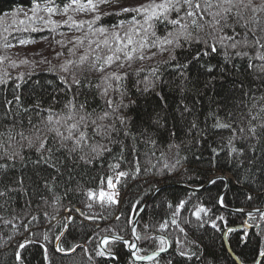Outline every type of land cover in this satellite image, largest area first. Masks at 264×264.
<instances>
[{"label":"trees","instance_id":"16d2710c","mask_svg":"<svg viewBox=\"0 0 264 264\" xmlns=\"http://www.w3.org/2000/svg\"><path fill=\"white\" fill-rule=\"evenodd\" d=\"M70 1L35 4L61 8ZM33 3L0 0V17ZM236 3L214 9L232 41L207 43L192 32L170 58L133 63L119 79L107 70L92 74L104 52L98 45L80 64L74 58L53 70L55 60L46 58V68L28 72L25 62L0 71V264H117L100 252L98 239L129 237L140 205L161 184L135 233L140 255L167 242L169 248L136 262L124 243L108 241L105 248L122 264H237L224 232L242 264L256 263L264 212L232 213L217 203L225 188L224 206L264 208V11ZM135 17L107 14L98 22L111 27ZM166 26L154 23L159 32ZM68 118L74 120L66 131ZM118 173L119 207L91 202L88 193L107 189ZM217 174L227 185L216 178L201 187Z\"/></svg>","mask_w":264,"mask_h":264},{"label":"rangeland","instance_id":"374dc122","mask_svg":"<svg viewBox=\"0 0 264 264\" xmlns=\"http://www.w3.org/2000/svg\"><path fill=\"white\" fill-rule=\"evenodd\" d=\"M233 1L230 7L237 5L236 2L240 3V0ZM244 1L246 2L244 7L264 11V0H242ZM162 2L163 0H92V4H89L88 1L79 0L78 4L72 1L65 4L68 5L67 11L65 5L55 8L46 4H35L37 6L35 12L33 6L14 9L0 17V32L4 30L0 33V60L3 62L0 71L6 73L8 70L19 69L25 62L27 65L23 69L28 72L41 67L46 68L44 66L46 58L55 60L52 63L53 70L74 58H78L77 63L80 64L85 54L89 52L87 49L92 48V45L93 47L98 45L104 48V52L99 53V61L92 67V74L100 75L102 74L100 71L107 70L104 75L117 78L133 63L144 64L152 59L161 61L170 58L176 46L192 32L200 31L207 43L217 40L227 44L229 38H232L221 32V15L214 12L216 8L220 10L224 8L225 3L222 0H192L193 5L196 3L201 5L200 10L192 17L186 15L190 9L183 4V0H180L175 7L169 8L167 13L159 17L152 16L154 11L152 6ZM48 8H52L53 11L49 13ZM125 8L133 10L127 11L132 17L136 16L133 22L128 21L127 24L111 27H104L98 22L103 15L127 13L122 11ZM148 17L152 18L148 19ZM156 19L166 23L165 32H159L154 27ZM193 19L197 20L195 25L192 23ZM172 20H178L179 23L172 24ZM5 31H7L6 36L2 38ZM21 40L27 43L21 44ZM109 56L113 59L111 63H106ZM137 68L138 66L133 65L130 69L139 70ZM68 120L69 123L66 121L63 123L66 131L72 127L74 119L68 118ZM62 135L68 138V132ZM119 176L120 173L111 178L112 186L108 183L107 189L89 192V200L91 202L97 199L104 200L114 203L118 208L123 197V191L120 192L117 183ZM196 225L192 223V226ZM261 254L264 255L263 250L260 251L258 258Z\"/></svg>","mask_w":264,"mask_h":264},{"label":"water","instance_id":"95a60500","mask_svg":"<svg viewBox=\"0 0 264 264\" xmlns=\"http://www.w3.org/2000/svg\"><path fill=\"white\" fill-rule=\"evenodd\" d=\"M216 178H223L226 181V185H227V182H228L227 177L225 175L217 174V175H215L213 177H210L207 180L206 184H204L201 187H205L207 184H209L211 181H213ZM178 185L183 186V187H187L189 189H200L201 188V187H191V186H188V185H185V184H181V183L178 184ZM163 186H164V184H161V185L157 186L151 192V194L145 199V201L143 202V204L137 210L136 214L133 217L132 223H131V227H130V237H124V236L114 235V234H106V235H102L99 238L98 243H99L100 251L102 253H104L108 258L113 259L117 264H122V262L120 261L119 257L117 256V254L114 251L108 250V249L105 248V246H104L105 241L118 240V241H120L122 243H125L126 244V249L130 253H132V257L137 262H146V261H148V260L156 257L157 255L161 254L162 252L166 251L169 248V243L167 242V246L165 248H163V251H160V249H161L160 248V249H157V250H153V251H151V252H149V253H147L145 255H140L139 256V255H136L135 254L136 249H137V238H136V234H135L136 224H137V222L139 220V217H140L141 213L143 212L144 208L147 206V204L150 201V199ZM224 189H223V191H224ZM223 191L221 192V194L218 196V199H217L219 206H221V208L223 210L228 211V212H232V213L245 214V215H248V214H251V213L264 212V208L241 209V208H232V207L223 206L221 204V200H220L221 197H222ZM245 226L246 227H249V225H247V224ZM223 238H224V242H225L226 248H227L228 252L230 253V255L232 256V258L236 261L237 264H242L240 262V260L235 256V254L229 248V245H228V243L226 241V232H224ZM71 251H73V250H71ZM71 251H69V252H71ZM261 256H262V254L260 255V257ZM256 264H257V262H256Z\"/></svg>","mask_w":264,"mask_h":264},{"label":"snow or ice","instance_id":"6c2138e0","mask_svg":"<svg viewBox=\"0 0 264 264\" xmlns=\"http://www.w3.org/2000/svg\"><path fill=\"white\" fill-rule=\"evenodd\" d=\"M88 2H89V4H92V0H88ZM222 2L223 3H226V4H229V5H231L232 4V0H222ZM72 3H76V4H78L79 3V0H72ZM180 3V0H163V2L162 3H160V4H158V5H154V6H152L153 8H154V11L152 12V16H154V17H159L161 14H164V13H167V11L169 10V8H172V7H175L177 4H179ZM183 4H185V5H187L188 6V8L190 9L187 13H186V15L187 16H190V17H192V16H195L196 15V12L197 11H199L200 10V8H201V5L199 4V3H196L195 5H193V3H192V0H183ZM208 6H210V5H208ZM36 8H37V6L35 5V0H34V3H33V12H35L36 11ZM159 10V11H156V10ZM192 9H195V11H193ZM68 10V5H65V11H67ZM139 9H136V11H138ZM146 10V9H145ZM177 10H179V9H177ZM231 9L230 8H228V9H225V11H230ZM47 11L49 12V13H51L52 11H53V9L52 8H48L47 9ZM122 11H125V12H127V11H133L132 9H122ZM97 18H99V17H97ZM152 17H148V19H151ZM202 18V17H201ZM171 23L172 24H177V23H179V21L178 20H172L171 21ZM192 23L195 25L196 23H197V21L195 20V19H193V21H192ZM217 23H218V21H217ZM184 27H186V25L184 26ZM100 31H103V29H100ZM229 39H231V38H229ZM129 42H131V40H129ZM166 43H171V41H165ZM20 43L21 44H24V43H27V41H24V40H21L20 41ZM237 43H239V42H237ZM245 43H247V41H245ZM255 43H257V44H259L260 43V41H259V39H257L256 41H255ZM232 47L233 48H235L236 47V44H233L232 45ZM261 47H264V45H261ZM213 51H215V47H213ZM240 53H238V55H239ZM129 58H131V57H129ZM142 58V57H141ZM81 59H83V57H81ZM112 57L111 56H109L108 58H107V61H106V63H111V61H112ZM260 59L261 60H264V56H261L260 57ZM250 67H251V65H250ZM261 70L262 71H264V66H262V68H261ZM113 75H115V74H113ZM117 79H119V77H117ZM75 83H78V81H74ZM109 103H111V102H109ZM105 115H107V113H105ZM218 126H221V127H227V125H218ZM73 127H75V125H73ZM83 133H81V137H83ZM44 145L43 144H41V147H43ZM121 175H124V173H121ZM109 186H112L111 185V180H109ZM103 195V194H102ZM110 199H111V197H110ZM183 204V201L181 202V205ZM202 211H204V209L203 208H199V209H197V212L195 213L197 216L199 215V213L200 212H202ZM262 216H264V213H262L261 214ZM173 223H176V221L175 220H173ZM215 226V225H214ZM161 227L163 228V227H165V225H161ZM229 231H231V229H229ZM46 238V237H45ZM57 239H59V237L57 238ZM107 241H105V243H106ZM163 242V241H162ZM20 247H24V245L22 244V245H20ZM60 251H63V249H59ZM160 251H163V248H161L160 249ZM99 254V253H98ZM184 253H181V255H183Z\"/></svg>","mask_w":264,"mask_h":264},{"label":"bare ground","instance_id":"6f19581e","mask_svg":"<svg viewBox=\"0 0 264 264\" xmlns=\"http://www.w3.org/2000/svg\"><path fill=\"white\" fill-rule=\"evenodd\" d=\"M85 1H88V0H85ZM104 16H106V15H103V16H101L100 18H99V20L102 18V17H104ZM165 32V31H164ZM88 50V49H87ZM65 253V252H64ZM132 256V255H131ZM132 259L134 260V258L132 257ZM135 261V260H134Z\"/></svg>","mask_w":264,"mask_h":264}]
</instances>
